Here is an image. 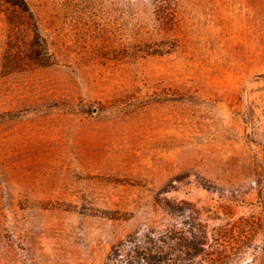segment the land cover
Masks as SVG:
<instances>
[{
  "label": "rangeland",
  "instance_id": "374dc122",
  "mask_svg": "<svg viewBox=\"0 0 264 264\" xmlns=\"http://www.w3.org/2000/svg\"><path fill=\"white\" fill-rule=\"evenodd\" d=\"M24 1L0 0V264H137L196 222L264 264V0Z\"/></svg>",
  "mask_w": 264,
  "mask_h": 264
},
{
  "label": "trees",
  "instance_id": "16d2710c",
  "mask_svg": "<svg viewBox=\"0 0 264 264\" xmlns=\"http://www.w3.org/2000/svg\"><path fill=\"white\" fill-rule=\"evenodd\" d=\"M5 1L30 11L24 0ZM35 45L36 53L45 57L47 44L38 32ZM162 99L192 102L197 97L191 93L165 92ZM214 235L209 243L207 226L201 222L191 224L188 230L174 228L161 234L150 232L132 242L133 249L128 260L137 264H238L245 244L244 238H235L232 245L226 246Z\"/></svg>",
  "mask_w": 264,
  "mask_h": 264
}]
</instances>
